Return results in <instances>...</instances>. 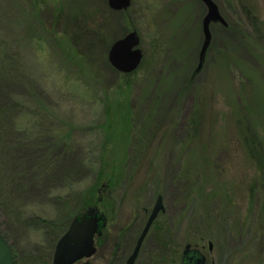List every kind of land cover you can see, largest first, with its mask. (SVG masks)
<instances>
[{
  "label": "rangeland",
  "instance_id": "1",
  "mask_svg": "<svg viewBox=\"0 0 264 264\" xmlns=\"http://www.w3.org/2000/svg\"><path fill=\"white\" fill-rule=\"evenodd\" d=\"M201 1L132 0L109 16L104 0H0V52L23 73L1 77L4 117L39 123L45 143L73 135L55 167L73 174L60 175L61 188L85 190L98 178L59 234L91 206L105 218L102 245L74 264H125L158 195L165 211L147 242L168 227L173 243L154 263L180 264L189 242L215 264H264V0H211L218 15L208 21ZM130 31L142 58L124 73L107 55ZM23 82L40 91L39 114L19 110ZM27 204L53 223L43 229L34 217L10 229L13 264H52L60 236H49L65 211L46 198Z\"/></svg>",
  "mask_w": 264,
  "mask_h": 264
},
{
  "label": "trees",
  "instance_id": "2",
  "mask_svg": "<svg viewBox=\"0 0 264 264\" xmlns=\"http://www.w3.org/2000/svg\"><path fill=\"white\" fill-rule=\"evenodd\" d=\"M20 70L12 66L9 60H6L5 53L0 52V80L5 75L14 78L16 74L22 76ZM25 83H22L23 87L20 89L22 95L18 97L19 103L17 106L19 110L33 106L34 111L40 113L41 110H38L39 105H36L39 104L40 91L35 88L30 93L28 91L30 89L27 87L29 85L26 86ZM9 107H11V102L0 106V225H3L4 230L2 235L6 240L11 238L9 236L14 237V235H11L10 229L14 232V228L19 229L27 226L28 221L31 222L34 217L43 218L41 222L44 224L43 229L52 224L53 219L48 220L38 210L28 207L30 205L27 204L31 199L32 202H37L41 198H46L49 202H52L53 210L56 206H60L65 211V222H62L61 225L58 224V235L54 232L55 234L52 233L49 236L50 240L54 239V244L73 215L74 208L83 202H90L98 178H96L94 184H91L85 190L82 188L83 190L70 192L69 187L61 188L55 183L60 175L67 178V180H71L73 174H71V170L57 172L55 167H58V159L61 156H67L70 149L75 147L73 135L70 133L61 134L56 137V140L50 138L51 141L45 143L46 138H44L45 135L41 125H38L39 123L35 122L34 125L29 126L25 122H13L14 118L10 120L9 117H4L9 111ZM29 147H44L47 150L42 148L41 152H32ZM88 151L92 153V150ZM99 152L100 150L97 155ZM251 153H253V150H251ZM90 162L91 160H87L84 163L89 167ZM109 198H111L110 195ZM77 201H79L78 204ZM166 236L165 232H159L158 237L154 240V248H149L148 253L162 257L164 246L161 240L165 239ZM102 242L103 239L100 236L97 244L100 245L101 243L102 245ZM120 243L122 244L121 237L117 233L116 247ZM115 248L111 253L110 260H115L118 257V253L114 252L117 251ZM157 251L162 253L159 255Z\"/></svg>",
  "mask_w": 264,
  "mask_h": 264
},
{
  "label": "water",
  "instance_id": "3",
  "mask_svg": "<svg viewBox=\"0 0 264 264\" xmlns=\"http://www.w3.org/2000/svg\"><path fill=\"white\" fill-rule=\"evenodd\" d=\"M202 1H204L210 8L209 13L207 14V21L208 19L216 18L218 11L215 3L211 0ZM109 3L111 7L120 8L127 6L129 0H109ZM207 21L205 22V25L207 24ZM138 42L139 37L135 31H130L112 42L107 55L111 66L124 73L132 72L139 65L142 58V51L137 47ZM163 209L162 196L158 195L146 223L137 238L136 244L130 255L127 257L125 264H134V260L149 227L159 211ZM100 222H103V218L98 215L97 209L94 206L89 207L86 213H83L80 216H75L68 224V228L56 241L52 264H74L84 256H89L94 250V236L99 231ZM187 248H189V245L186 246V249ZM0 264H13L12 248L1 234Z\"/></svg>",
  "mask_w": 264,
  "mask_h": 264
},
{
  "label": "flooded vegetation",
  "instance_id": "4",
  "mask_svg": "<svg viewBox=\"0 0 264 264\" xmlns=\"http://www.w3.org/2000/svg\"><path fill=\"white\" fill-rule=\"evenodd\" d=\"M104 3H105L106 10H107L109 16H110V14H112V15H119V14L120 15H123L124 12H125V10L128 8V6L130 7V5L132 4V0H129V4L127 6H123V7H120V8L111 7L110 6V3H109V0H104ZM201 3H203V2L201 1ZM107 197L109 198L108 195H107ZM163 206H164V204H163ZM164 211H165V207H164L163 210L159 211V213L157 214V216L153 220L151 226L149 227V229H148V231H147V233H146V235H145V237H144V239H143V241L141 243V246H140V249L138 251V254H137V256H136V258L134 260V264H160V262H158V260H157V263H154V262H156L154 260H155V256H157V255H155V254L153 255L152 253H148V251H147L149 248H152V249L154 248L155 242H151V244H153V246H152V245H150L147 242V240L150 239V237H151L150 234H149V232H150V230L152 228L153 223L155 222V220L158 217V215L160 213H163ZM149 214H148V216H149ZM102 218H103V221H105V218L104 217H102ZM102 223L103 222H100L99 231L94 236V241H95V244L96 245L98 243V238L100 236H102V237L105 236V234L103 233L105 227H104V225L103 226L101 225ZM145 223H146V221H145ZM145 223H144V225H145ZM144 225H143V227H144ZM170 231L168 230V227H165L164 229L163 228L161 229V232H170ZM127 232L128 231L126 230V227L125 228L124 227L123 228H120L118 234H120V236L122 237V240H125V234ZM122 234H123V236H122ZM156 237H158V236H154L153 237L154 240L156 239ZM136 241H137V239H136ZM164 242L173 243V239H171L170 237H168V240L167 239L161 240V243H162L163 246L165 245ZM122 243H124V242H122ZM135 244H136V242H135ZM135 244H134V246H135ZM96 245H95V248H96ZM187 245H189V248L186 249V246ZM134 246H133V248H134ZM133 248H132V250H133ZM207 248H208L209 251H212V249H213L212 248V244L211 243H208V247ZM185 249H186V251H185ZM203 251H204V245L203 244H202V246H198L197 244L192 245L189 242L186 243L184 245L183 249H182V252H181L180 264H215L213 261H210L207 258V255ZM141 255L144 256L142 258V260H141ZM159 258L161 259L162 257H159Z\"/></svg>",
  "mask_w": 264,
  "mask_h": 264
}]
</instances>
